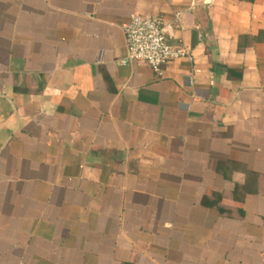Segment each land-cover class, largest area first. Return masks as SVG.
<instances>
[{"label": "crops", "instance_id": "0c3cea01", "mask_svg": "<svg viewBox=\"0 0 264 264\" xmlns=\"http://www.w3.org/2000/svg\"><path fill=\"white\" fill-rule=\"evenodd\" d=\"M0 264H264V0H0Z\"/></svg>", "mask_w": 264, "mask_h": 264}, {"label": "built area", "instance_id": "2783aa9c", "mask_svg": "<svg viewBox=\"0 0 264 264\" xmlns=\"http://www.w3.org/2000/svg\"><path fill=\"white\" fill-rule=\"evenodd\" d=\"M123 32L128 58L145 63L157 75L163 74L165 65L188 55L184 48L168 43L172 25L158 15L132 13Z\"/></svg>", "mask_w": 264, "mask_h": 264}]
</instances>
